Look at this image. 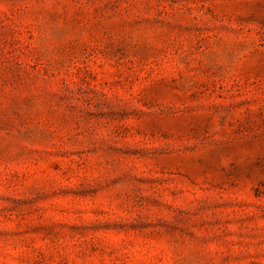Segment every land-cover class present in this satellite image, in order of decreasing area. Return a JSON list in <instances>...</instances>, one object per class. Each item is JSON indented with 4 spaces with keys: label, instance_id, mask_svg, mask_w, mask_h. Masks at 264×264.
Segmentation results:
<instances>
[{
    "label": "rangeland",
    "instance_id": "374dc122",
    "mask_svg": "<svg viewBox=\"0 0 264 264\" xmlns=\"http://www.w3.org/2000/svg\"><path fill=\"white\" fill-rule=\"evenodd\" d=\"M0 264H264V0H0Z\"/></svg>",
    "mask_w": 264,
    "mask_h": 264
}]
</instances>
